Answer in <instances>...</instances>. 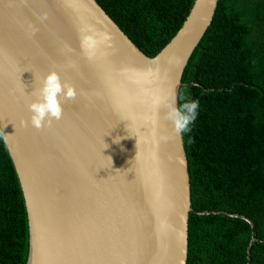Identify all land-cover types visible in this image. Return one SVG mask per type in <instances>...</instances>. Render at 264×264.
<instances>
[{"label":"water","instance_id":"95a60500","mask_svg":"<svg viewBox=\"0 0 264 264\" xmlns=\"http://www.w3.org/2000/svg\"><path fill=\"white\" fill-rule=\"evenodd\" d=\"M218 1L195 0L152 56L98 0H0V131L25 196L26 264H187L189 159L164 102L174 92L179 107ZM85 26L108 37L91 59L80 46ZM53 69L76 99L51 127L22 126Z\"/></svg>","mask_w":264,"mask_h":264},{"label":"trees","instance_id":"16d2710c","mask_svg":"<svg viewBox=\"0 0 264 264\" xmlns=\"http://www.w3.org/2000/svg\"><path fill=\"white\" fill-rule=\"evenodd\" d=\"M98 1L153 56L195 0ZM182 94L199 101L183 132L194 208L187 264H264V0L218 1L179 106ZM29 244L25 196L0 131V264H26Z\"/></svg>","mask_w":264,"mask_h":264},{"label":"clouds","instance_id":"9594fccd","mask_svg":"<svg viewBox=\"0 0 264 264\" xmlns=\"http://www.w3.org/2000/svg\"><path fill=\"white\" fill-rule=\"evenodd\" d=\"M42 18H46V14ZM107 39V36L96 34L87 26L81 28L80 46L90 59L95 56L99 46ZM39 84L40 86L35 88L31 94L36 99L28 104L31 113L30 120L21 121L22 126L27 127L30 123L38 130L51 127L54 120L62 119L63 101L75 100L78 95L75 85L63 81L60 74L54 69L40 79ZM176 99L173 92L171 98L164 102V108L167 110L165 119L173 124L175 133L180 135L182 132L191 131L190 125L194 123L198 115L199 101L190 100L185 94H182L180 99L183 102L177 107Z\"/></svg>","mask_w":264,"mask_h":264}]
</instances>
